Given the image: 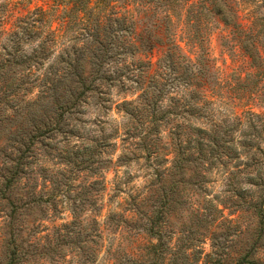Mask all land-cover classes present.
<instances>
[{"label":"rangeland","instance_id":"obj_1","mask_svg":"<svg viewBox=\"0 0 264 264\" xmlns=\"http://www.w3.org/2000/svg\"><path fill=\"white\" fill-rule=\"evenodd\" d=\"M57 1L0 0V21L9 16V31L29 10L54 13ZM60 1L69 22H53L59 38L40 73L61 55L81 56L72 46L89 58L86 32L100 21L105 40L113 37L107 25L129 9L121 42L151 38L157 43L144 55L157 62L168 35L193 61L180 68L192 91L179 93L195 100L194 109L175 133L181 104L171 99L175 92L163 94L161 122L138 143L125 130L145 132L153 116L132 117L120 106L140 92L130 80L68 116L74 135L41 133L47 103L34 111L0 101V264H264V224L251 205L259 189L239 175L264 173V0H92L84 12L75 0ZM155 13L162 17L156 28ZM28 40L17 57L30 54L40 37ZM6 42L0 36V57ZM134 68L122 74L136 76ZM179 141L192 155L181 165ZM16 163L21 173L7 187ZM230 171L238 175L228 179Z\"/></svg>","mask_w":264,"mask_h":264},{"label":"trees","instance_id":"obj_2","mask_svg":"<svg viewBox=\"0 0 264 264\" xmlns=\"http://www.w3.org/2000/svg\"><path fill=\"white\" fill-rule=\"evenodd\" d=\"M75 1L74 4H79L82 7L80 12H84L90 8L92 0ZM61 4L62 2L58 0L55 5L57 9H55L54 13L42 7L37 8L35 11L29 10L27 14L18 16L12 22L9 31L5 28L10 23L9 16L6 15L5 20L1 19L0 36L6 37L7 42L1 45V48L6 52V57H0V75H5H2L4 78L0 80L3 81L1 86L4 85V88L0 89L2 94L0 101L11 103V105L17 107L19 105H22L23 108L30 106L34 111L44 106L43 103H47L48 107H51L47 109V120H50H45L46 128L42 129L41 133L43 132V135L46 136L52 132H66L74 135L76 125L71 124L68 116L82 112V105L88 104L89 99L94 95L104 100L103 96L110 93L106 87L117 86L120 89H126L129 86L128 80H130L129 82H133L131 85L135 84L133 88L139 89L140 92L133 100H128L125 97L120 106L132 117L139 114L143 115L142 112L151 111L154 119L152 117V120L146 122L148 126L145 128V132L141 130L131 134L130 128H127L125 130L126 133L139 141L138 143L145 141L151 128L156 124L158 125L161 122L160 118L165 114V111L160 108L163 94L175 92V96H171V99H175L181 104V110L177 113L181 120L178 127L174 130L175 133L180 134L184 130L182 126L186 123L184 113L194 109L195 101L194 99H183V96L179 93L181 87L186 89L187 92L192 91L193 87L191 80H183L180 68L181 63L186 62L188 65H192L193 61L186 54H183L179 44L168 35L166 42L170 41V45L167 46L165 54L157 62H154L149 55H144L146 51H152L157 43L151 38L139 42H136V39L133 38L129 45L121 42L119 37L123 35V24L130 17L129 9L124 12H116L115 18H111L113 23L111 22L107 27H111V33L115 34H109L108 37H113L105 40V37H103L104 29H101L104 24L100 21L96 22L97 24L86 32L92 41V45L86 47L90 49L91 56L89 58H84V47L72 46L71 50L81 53V56L71 58L61 55L59 59L53 60L49 64L46 71L43 73L39 72L50 57L49 52L53 50L52 45L56 44L59 38L58 33L52 28L53 22L57 19H61L63 21L62 24L69 22L67 16L63 15L64 13L60 9ZM154 15L156 20L152 23V26L156 28L159 26L155 25V23L162 17L161 15L159 17L158 13ZM85 16H87V12H85V15H79L77 21L86 20ZM103 17L98 16L97 18L98 20H103ZM115 23L117 26H115ZM132 35H135V33H132ZM34 36L40 37V40L32 48V52L28 55L17 57L24 45L32 42L28 38L33 39ZM127 50L131 52L126 55ZM9 56L13 57L9 58ZM116 56H119L122 60L131 58L134 62L123 63L118 61ZM130 64L135 66L136 76L128 77L122 74V70L129 67ZM191 77L190 75L188 79ZM34 89H37L36 97L28 99L26 96L32 93ZM192 93L195 96L196 93L191 92L190 95ZM204 96H206V101H210L207 98V94H203ZM51 104L55 105V107L51 106ZM59 108L62 110L61 112L58 111ZM159 112H163V114L158 118ZM63 118L65 120L60 122ZM51 120H57V122H52L51 124ZM150 124L152 126H149ZM201 130L206 131L204 129ZM109 137L115 139L118 136L117 134H110ZM178 143L181 146L180 154L175 159V163L181 165L184 161L190 160L189 156L192 155L190 154L191 150L186 149L187 147L183 141ZM20 169L19 163L9 168V173L5 175V186L13 185L21 173ZM226 173L228 179L233 178V175H238V172L230 171ZM239 175L249 180L248 182L253 183L259 189L258 195L251 198L254 201V204L251 205L257 208L264 224V173L241 172ZM254 175L258 178L257 182H254ZM246 262L252 263L251 260H246Z\"/></svg>","mask_w":264,"mask_h":264}]
</instances>
